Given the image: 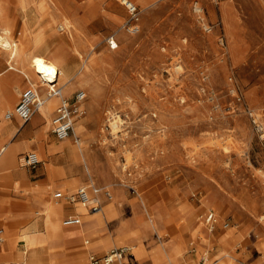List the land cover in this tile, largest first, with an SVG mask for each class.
<instances>
[{"label":"rangeland","instance_id":"374dc122","mask_svg":"<svg viewBox=\"0 0 264 264\" xmlns=\"http://www.w3.org/2000/svg\"><path fill=\"white\" fill-rule=\"evenodd\" d=\"M0 1L8 5L0 28L12 29L27 67V55L42 53L36 36L54 43L46 29L50 15L55 29L62 12L83 31L72 36L80 53L65 47L57 55L75 72L87 60L93 77L65 96L73 100L77 91L86 93L78 120L87 117L88 137L79 139L85 151L96 154L95 185L113 194V200L102 194V204L116 203L103 232L111 237L108 249L118 246L117 237L126 240L119 246L132 243L122 230L140 212L137 191H142L158 213L185 226L187 245L178 264H206L222 249L233 251L237 264H264V0H133L140 10L136 21L117 0H54L57 12L46 0ZM196 4L202 12L195 11ZM112 37L119 47L112 48ZM8 58L1 48L0 68ZM8 111H0V125ZM114 114L117 130L109 121ZM52 128L53 123L52 140L59 141ZM79 139L68 142L77 148ZM65 150L60 154L76 162ZM51 189L47 194L54 200ZM210 212L217 217L212 232L206 222ZM216 232L230 235L203 241V233ZM70 258L62 256L57 264H70Z\"/></svg>","mask_w":264,"mask_h":264},{"label":"bare ground","instance_id":"6f19581e","mask_svg":"<svg viewBox=\"0 0 264 264\" xmlns=\"http://www.w3.org/2000/svg\"><path fill=\"white\" fill-rule=\"evenodd\" d=\"M140 1H142L143 3L146 2L145 0H140ZM42 2L44 3V1H42ZM46 3L48 4V6H50V7L52 6L54 11L57 12V10H59V8H58L59 6L57 7V4L55 3L54 0H46ZM95 4H96L95 1H93L91 3L89 2L87 7L93 8L95 6ZM6 7H8V5ZM6 7L4 6V3H2L0 1V21L5 16H7ZM195 8H196L195 11H197V13L202 12V8L200 6L197 5ZM50 10H52V9H50ZM54 11L52 10V12H54ZM58 13H59V11H58ZM59 16H60V19L62 20V23L60 25H57L58 26L57 29H55L56 28L55 20H54L55 17H53L52 15H50L48 17V20H50L51 22L46 26V29H48L50 31L49 36H56L57 41H55L54 43L48 42L47 44L46 43L43 44V42L45 41L44 36H36L35 40H34L35 45H36V49L41 47L40 50L42 53L39 54V53L33 51L31 54L26 56V59L29 62V67H30L29 69H31V71L29 72L27 70H24L25 78L27 79V82L30 86L29 89H34L39 94H40L41 90L45 91L47 89V86H50L54 82H56L57 84H62V89H63L62 95L65 96L71 90L73 91L76 88L78 83L90 81L93 79V77L90 75L88 69H86L88 66L86 63L87 60L84 59L82 66H81L82 67L81 70H79L78 72H75L74 68L72 66H70L68 62L65 63L66 61H64L62 58H60L57 55V51L59 49L65 48V47H67L68 50L71 49L72 51L77 52V53H80V50H81V49H79V47H81V46L78 47V44L72 38V36H74L73 31H75L77 33L78 31H80V29L74 25V23L67 17V15H64L61 12V14H59ZM56 17H58V16H56ZM4 20H6V19H4ZM8 20H10V19H8ZM56 20L58 21V18ZM75 21H77V19ZM3 23H4V21H3ZM57 24H58V22H57ZM3 25H6V24H3ZM2 28H3V26H2ZM2 28H0V29H2ZM27 28H28V26H27ZM135 30H136V27L131 29V31H135ZM12 36H14V32L12 31V29L5 27L0 31V49L2 48L3 50H5L9 54L8 61L11 63L13 60H18L19 58L24 57L23 56V48H22L21 44L16 42L12 38ZM113 38L114 37L110 38V42L113 41L114 43H116V41ZM65 43L67 45L63 46V44H65ZM83 47H84V45H83ZM117 47H119V44L117 45ZM90 57H91V55H90ZM53 99L59 100L60 97L49 98L46 101V104L48 101L50 103ZM46 104L40 108L41 111L44 110ZM81 109L83 110V113L77 118V121H76L75 126H74V130H75V133L77 134L78 139H79V134H81V131L83 129L80 126V122H79L80 120H78L79 118L83 117V115L85 113V107L83 106V104L81 105ZM8 112L10 113V111H8ZM13 112H15V110H13L11 113H13ZM7 113L4 115L7 118H9L7 116ZM117 116H118V114H117ZM109 121H110V126L112 127L113 130L114 129L117 130V128L120 126L119 121L117 120V117L115 116V114L111 116V119ZM4 125L5 124L2 123L0 126L3 127ZM7 125H9V123ZM27 132H28V130H27ZM8 137H12V132L7 133V135L5 136V139L2 142H4ZM68 140H69V137L66 138L63 142H61V146L59 147V150H65V149L69 148L71 150V154H73V156H74L73 158L76 161L83 162L85 164L87 170H88V173L93 175L94 171H95V170H93V166H94L93 165L94 164V157L93 156L95 153H93V155H92L91 151H85L83 149V144H82L80 139L78 140L79 144H78L77 148L72 147L70 142H68ZM2 142L0 143V164L3 161V159L6 158L7 154L14 152V148L16 147V145L11 144L10 141L7 142L6 144L5 143L3 144ZM65 151H67V150H65ZM37 155L39 157L40 153L37 152ZM67 155H69V153ZM66 157H68V156H66ZM70 161H73V160L70 159ZM97 161H99V160H97ZM97 163H99V162H96V164ZM72 170H73V168H72ZM50 171H51V169H50ZM102 171H103V168H102ZM59 175H61V174H58V176ZM90 182H94L93 176H92V180ZM113 185H114V182H113ZM15 186H18V185L16 184ZM38 188H40V187H38ZM50 188H52V186L50 184L43 187L42 192L44 193V196H46V200L43 202V205L41 208L36 209V212H39L43 215V219H42V223H41L42 228H39V230H37L36 228L29 227L27 224H25L24 229H23V233L20 236V241H21V243H23V249H20L17 256L13 259L14 264H28L30 262L31 263L46 262L48 264H57L58 261L60 259H62L61 250L57 248V241H59L62 230L64 229L62 226V223L60 221V218L63 214V204L58 199H56L55 197L54 198L56 200L55 199L53 200L51 198L48 199L49 196L47 194V190ZM100 190L103 192L108 191V190H104V189H100ZM16 191L20 193L19 189H17ZM42 192H41V194H42ZM137 193H138L140 201H141V204L139 203L140 204L139 207L141 208V210H140V212H138L134 216V218H131V222L128 223V221H127L128 224L126 225V227H124V230H123L126 238L128 240L132 241V243L128 246L131 250L130 254H129V259H130L131 263L132 264H178L179 257L181 255H183V253H184L183 247H186V245H187V240L184 239V236H182L183 233L185 232V226L179 228L180 225L176 223L177 220H170L169 218H166L163 213H161V212L158 213L157 212V205L154 203V201L145 192L137 191ZM98 198H99V196L94 197L93 199H98ZM93 199H91L90 201H88L86 203H78V204H80L81 207L87 209L88 212H90V207L93 206L94 204H96ZM28 203H29V201H28ZM115 206H116V203L114 201H112L111 203L104 206L103 208L101 205L99 211L101 210V208H102V210L100 212H98L97 214L90 215L91 217H89L88 215L85 216V219L87 221L85 222V224L80 226V228L85 227V225H87L89 223H91L92 225L93 224L95 225L97 219L99 221L98 225L99 224L101 225L100 227H97V223H96V225L92 229H90V233L94 237L91 238L92 243L85 246V248H87L88 250L95 247L96 244H104V245L109 244L108 243L109 239H105V238L101 237L99 235V233H101L100 231H102L105 228L104 227L105 220L108 218H111L113 216ZM205 208H207V207L205 206ZM132 209H133V207H132ZM14 210H15V208H14ZM218 211H219L220 215L223 214L222 210L219 207H218ZM94 216H96V217H94ZM9 223L12 224V222H9ZM202 225H203V223H202ZM11 227H12V225H11ZM186 227H188V226H186ZM197 228H199V227L197 226ZM194 230H196V228ZM4 231H6V234ZM150 233H151V235H149ZM15 234H16V232H15V229L13 227L12 228H10V227L0 228V241L2 242V244H4L6 246V244H9L10 237L15 235ZM97 234L100 237L99 236L97 237ZM202 235L204 236L203 241L208 244V242H210V240H212L214 238L225 239V236H229L230 232H226V235H223V233L219 234L218 232L212 233V234H207V235H206V233H203ZM147 236H148V238H146ZM114 240L118 241L119 238L114 239ZM116 241H115L114 245H117ZM221 243H223V242H221ZM1 255H2V257H5V258L8 257L9 258V256H12V253H11V251H7V252L5 251V252H1ZM173 257H178V259L176 261H173V260H171V259H173ZM220 258H226V260H225L226 264H237V258L234 256V252L228 251V250H223V249L220 250L216 259H214L213 261H210L206 264H214V261L220 260ZM258 263H259V261H258Z\"/></svg>","mask_w":264,"mask_h":264},{"label":"crops","instance_id":"0c3cea01","mask_svg":"<svg viewBox=\"0 0 264 264\" xmlns=\"http://www.w3.org/2000/svg\"><path fill=\"white\" fill-rule=\"evenodd\" d=\"M53 41H57L56 36H54ZM66 45V43L63 44V46ZM60 50L61 49L58 51ZM26 65V63L24 64V62H20V59H18V61H16V66H11V64L7 62V65L0 68V110L2 112L8 111L10 108H16L20 102L19 98L21 99L22 94L28 90L29 85L27 79L25 78L24 70L30 72L31 69H29V67ZM58 85L62 86V84ZM45 91H43L44 95ZM71 92L72 90L68 93L69 96L71 95ZM59 103L60 99H53L50 103L48 101L44 110H39L36 113L37 115L35 114L36 116L34 115L35 117L33 116L28 122L23 121L15 113L10 118L5 116L7 120L2 122L5 125L1 128L3 134L0 137V141L2 138H4L6 133L12 132V137H8L2 143L6 144L10 141L11 144H15L16 147L14 148V152L7 154L6 158H4L0 164V228L13 227L16 234L10 237L9 244H6V246L0 241V264H14L13 259L17 256L20 248L23 247V244L21 245L20 236L23 233L25 224H27L29 227H34L37 230L42 228L41 223L43 215L39 212H36V209L41 208L43 202L46 200V196H44V193L42 192L43 187L50 184L52 186L51 190H53V193L56 192L57 189H61L65 192V194L69 195L75 193L81 187V185L78 186L79 182L86 181L89 175L91 177V181L92 176L95 175V173L93 175L88 173V170L83 162L69 161L64 154H60L57 144L61 143L65 139L55 141L52 140V136H50L49 132L52 126V120ZM83 106L85 107L84 104ZM86 121L87 117L79 121L82 128H84ZM8 123L9 125H7ZM24 129L25 133L21 135ZM81 135H83L87 140L88 135L84 133L83 129L81 131ZM69 138L74 139L72 136ZM26 151H35L36 153H40V164L43 163L40 170L39 166L30 171H27L25 168L21 167L18 154ZM93 170L96 172L95 165L93 166ZM58 174L61 175L58 176ZM37 177L40 178L35 181L32 180V178ZM90 181L86 185L95 184L94 182ZM16 184L18 186H15ZM53 186H55V188H53ZM17 189L20 190V193L16 191ZM111 195V199L113 200V194L111 193ZM99 198H101V201H104L106 197L104 198L99 196ZM112 200L104 202L102 204V208L111 203ZM59 201L63 204V221L68 216H80L81 218V223L77 225L66 226L63 224V221H61L64 229L62 230L59 241H57V248L61 250L62 256L66 255L71 257L70 264H88L91 255L105 254L109 250L108 248L111 244H109V246L98 244L90 250L85 248L86 245L90 244L92 240L91 238L94 237L90 233V229H92L96 223L97 227L101 226L100 224L98 225V219L96 220L95 225L89 223L85 225V227L80 228V226L85 224L87 221L85 216L88 215L91 217L90 215L97 214L102 210V208L98 212H88V210L81 207L80 204L71 203L66 198H63ZM108 221L109 218L105 220V228L100 231L101 233H99V235L105 239L111 238L105 237V235H103V232L108 230ZM9 222H12V224ZM99 235L97 234V237ZM117 238H119V240L116 241L117 245L126 241L124 237ZM129 241L132 242L131 240ZM111 243H113V241H111ZM193 249L194 248H192V250ZM5 251H11L12 256H9V258L7 257L8 259L2 257L1 252ZM127 258L130 264H132L129 259V255ZM175 258L176 260L178 259V257ZM171 260L176 261L174 260V257Z\"/></svg>","mask_w":264,"mask_h":264},{"label":"built area","instance_id":"2783aa9c","mask_svg":"<svg viewBox=\"0 0 264 264\" xmlns=\"http://www.w3.org/2000/svg\"><path fill=\"white\" fill-rule=\"evenodd\" d=\"M123 4L131 15V19L136 21L139 19V7L133 0H117ZM112 48L117 47V42H110ZM62 86L54 82L52 85L47 86L45 95L40 94L34 89H28L25 91L20 99L19 104L15 108V112L7 113L10 118L17 114L23 121L28 122L32 117L40 110V108L46 104V101L52 97H60V103L58 104L55 115L53 117L52 131L59 139H66L68 137H74L77 139L74 126L77 118L83 113L81 104L86 98V93L83 90L76 92L73 100H70L66 96L62 95ZM21 167L30 171L39 166L41 160L35 151H29L24 154L20 159ZM103 192L94 185H83L73 194H65L61 189L54 192V197L58 200L66 198L71 203H86L94 197H102ZM104 195L107 199H111V194L106 191ZM96 204L90 207V212H98L102 202L101 198L93 199ZM209 231H213L216 228L217 217L214 213H208L206 217ZM81 223L80 216H68L64 219L63 224L66 226L77 225ZM130 248L126 245L117 246L109 249L103 255H91L88 264H130L128 261V255Z\"/></svg>","mask_w":264,"mask_h":264}]
</instances>
